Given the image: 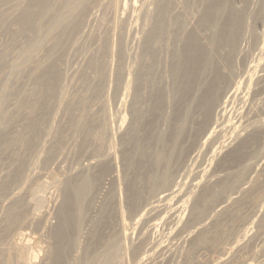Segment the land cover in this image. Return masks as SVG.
Segmentation results:
<instances>
[{"label": "bare ground", "instance_id": "obj_1", "mask_svg": "<svg viewBox=\"0 0 264 264\" xmlns=\"http://www.w3.org/2000/svg\"><path fill=\"white\" fill-rule=\"evenodd\" d=\"M108 1H110L111 9L116 12L120 7V0ZM177 1L175 0V2ZM241 1L246 3L248 0ZM95 2L101 4L100 0H0V32L25 35V40L17 51L16 59L13 58L14 60L10 62L5 60L2 54L0 55V71L7 65L11 76L7 80L5 79V83H1L6 85H2L0 89V132H8L6 129L13 126L14 119L19 115L22 117L25 115L23 119L25 130L21 135V141L23 149L28 153L35 145L33 134L42 129L43 122L51 113L53 101L58 98L55 83L60 78L61 70L55 61L56 58L52 59L51 52L55 47H57V52L63 48L69 30L76 29L81 24L86 10ZM173 2L172 0L153 2L155 9L152 14L151 26L143 39L140 56L133 62L132 70H123L125 85L132 90V119L130 127L123 136L125 139L122 151L124 183L121 189H123V198L119 196L120 199H118L114 196L113 201L112 195V198H109L100 209L98 217L90 220L92 223L90 226L88 225V231H85L86 219L89 216L90 195L101 180L100 178L109 170L107 166H113L114 159H107L108 165L99 167L97 174L92 172L93 174L83 173L75 177L71 175V179L69 178L65 182L64 193L61 196L62 201L55 211L56 222L53 226H49V233H47L49 236L46 235L50 240L47 239L46 246L41 248L44 256L42 255L43 262L40 263L66 264L71 251L80 247L84 251L82 254H80L81 251L79 252L82 255L81 264H114V261L121 255L119 253L122 246L129 243L127 239H132L129 237L131 233L127 232L128 223L147 221L148 224L151 222L150 226H155L158 225V223L156 224L158 219L162 221V217L166 216L171 221L177 220V223L173 221V224H177L174 226L178 227L179 221L181 222L182 209L189 200H191L190 208L186 219L182 221L181 227L179 226L180 228L176 232L178 236L182 235V232H189L188 230L191 228H199L206 222L205 219L216 213L217 218H215L214 224L212 223L213 226L208 225L211 229L205 224L206 229L202 226V229L200 227V230H196L197 235H194L192 245L222 246L225 239H228L227 236L236 227L235 223L237 221L240 223V220L243 219L245 203L258 201L260 190L264 186L261 185L263 182L254 181L248 189L245 191L242 189L240 197L237 195L235 197L233 195L240 185L237 183L240 174L228 171L231 166L249 165L251 158L260 155L264 157V106H262L264 105V58L255 62L250 61L254 63L251 65L249 61L245 60L250 65H248L249 68L246 67L247 70L243 66L245 76L243 77L244 73L235 75L238 70L237 66L241 65V62L245 64L243 58L238 61L241 56L238 60L237 58L240 39L244 37L243 34L247 29L244 20L246 12L243 8H236L232 0H182L181 3L183 2V7L186 9L183 14H188L186 18L192 14L196 16L197 13L199 14L197 17L194 15L197 21H195L196 25H193L195 27L192 28L188 26L192 16L188 18L189 21H184L183 18V21L186 22L184 26L181 19L182 13H179L181 16L174 13L176 7ZM140 3L143 5V2L140 1ZM199 3L202 4V8L198 10L197 4ZM140 9L143 11L145 8L142 10L140 7ZM148 11L144 10L143 15H146ZM175 11L178 12L177 9ZM193 21L191 23H195ZM201 31L207 35H205V39L203 38L204 40L201 39ZM111 36L108 35L109 38ZM119 36L118 38H120ZM109 38L103 42V53H108L112 47H110ZM253 39L256 45L259 40L258 36H252L251 40L253 41ZM49 40H51V44L45 49V44ZM166 47L170 48V54H168L170 58L165 53L167 55L165 58H169V61L163 63L168 59H161L158 52ZM251 47L253 48V46ZM256 47L255 49H259L258 46ZM41 52H44L42 59L37 56ZM162 52L164 54V51ZM161 56L163 55L161 54ZM159 58L163 60L160 62L164 65H159ZM31 60L35 61L34 66L27 69L25 64ZM237 61L241 64H238ZM91 65L95 71L102 72L101 62L93 61ZM161 68L164 71L162 74L159 72ZM21 71L27 74L38 72L35 81L36 93L34 98L31 97L34 100L32 102L30 94L28 95L24 92L25 90H22L23 87L20 88L16 84L15 77ZM239 72L242 73V70ZM241 89H244V93ZM101 91V85L98 82L91 88L92 98L85 94L80 98L73 96L74 99L67 102L69 106L68 119L69 121L76 120L81 124L80 128L85 140L92 137L94 123H100L101 119L105 120V116L91 109V105L97 100L96 98H99ZM17 94L19 99L15 107L10 104L12 102L8 105L11 96ZM257 97L258 101L255 103ZM13 98L11 101L15 100ZM235 99L243 102L245 100V103L247 102L249 105H247L248 108L246 110L244 107V110H241L242 106L240 109L236 106L237 109L234 108V103L237 102ZM247 99L250 103L246 101ZM145 101L149 103V108L143 110ZM257 102H262L263 104L259 103L262 107L257 105ZM75 103L79 104L78 113L73 110ZM232 103V107L236 110L234 115V112L232 111V113L228 108ZM96 104L95 106L99 103ZM7 105H11L12 108L10 106V109ZM254 105L260 108L257 109L253 107ZM100 109L101 107L98 110ZM206 155L212 158L219 157L216 168L210 174L216 179L211 181L212 178H209L205 180V183L200 184V179L205 178L203 177L205 169L202 167L201 160H204ZM26 160L20 156L11 159L13 161L11 166H13L7 167L8 173L6 172L2 183L3 187L0 186V188H6L7 177L17 179ZM223 172L225 174L221 176L220 174ZM177 176H181V179H187V181L178 183V180L181 179L177 180ZM40 186L37 185L35 190H32L34 192H31L35 197L33 202L36 200L35 207L37 204L43 203L41 199L44 194L41 198L39 194V196L37 195ZM119 187L118 189L121 190ZM195 187H200L197 193H193ZM235 188L237 189L235 190ZM16 202L10 206L4 223L1 224L3 226L0 228V237L5 236L9 230L19 226L25 220L26 216L22 205L18 203V200ZM25 202L27 201L25 200ZM164 222L166 223V221ZM167 223L169 225L171 222L169 223L167 220ZM263 224L264 216L259 225ZM139 228L141 229V226ZM133 229L135 230V228ZM128 231L130 232V229ZM84 232L87 233L85 244L79 242L80 238L84 240L81 237L82 234H85ZM228 237L230 238V236ZM18 241L19 239L16 240V242ZM16 242H11V246L4 251L0 250V264H33L32 258L36 259L38 253H42L41 250L36 252L34 245L23 246ZM153 242L155 244V241ZM79 243L84 244V248ZM143 244L145 245V242ZM139 245L141 244L139 243ZM139 245H133L135 248H132L141 249L143 256L139 255L138 251L134 250V252L138 253L137 257L142 256L139 258L140 262L149 264L153 253L158 251H154L156 248L154 249L155 246L150 243L148 248ZM36 248L39 249L38 246ZM123 254L122 250L121 256ZM220 260L221 258L218 262ZM139 261L138 264H140ZM242 264H244L243 261Z\"/></svg>", "mask_w": 264, "mask_h": 264}, {"label": "rangeland", "instance_id": "obj_2", "mask_svg": "<svg viewBox=\"0 0 264 264\" xmlns=\"http://www.w3.org/2000/svg\"><path fill=\"white\" fill-rule=\"evenodd\" d=\"M140 1L143 2V5L142 3L139 4ZM140 1L120 0V7L116 12H114L113 9H111L109 3L110 1L108 0H100L101 4L99 2H95V4L88 7V9L86 10L85 12L86 14L83 17L81 24H79V26L76 29L69 30L68 34L66 35L67 37L63 45V48L59 52H57V47H55L52 50L51 52L52 59L54 60V58H56L55 61L57 62L61 70V72L59 73L60 78L58 79L57 83H55L56 84L55 90L57 92L56 94L58 98H56V100L53 101L54 103H52L51 113L47 116V118L43 122L42 129L33 134V137H35V145L29 153L23 149L22 141H21L22 139L21 135L24 133L25 130L23 127L24 125L23 119L25 118V115L24 117H22L21 115L16 117V119H14L15 125L13 124V126L9 127L10 129L9 128L6 129L8 130V132L7 131L0 132L1 134L0 140H2L0 141L1 143L0 144V176L1 178L3 177L2 180H0V182L2 181L0 184L1 187H3L2 183L5 179L6 174L8 173L7 167L11 168L13 166V165L11 166V162H13L11 161V159L17 156H20V158L22 157L27 159L23 168H21L17 179L7 177L5 180L6 188H0V222H1L0 228L3 226L1 224L4 223L5 220L4 218L6 217L10 206L13 205V202L15 204L17 203L16 200H18V203L22 205L23 212L25 213L26 216L23 223H21L19 226L14 227L12 230H9V232H7L8 234L6 233L5 236L3 235L0 237L1 238L0 250L4 251L5 249L11 246L13 241L16 242V240L19 239V241L16 243L23 246H28L29 244H30L29 246L34 245V250H36V252L39 250H41L40 252H42L41 248H43V246H46V243L50 240L49 237L47 238L46 236L48 235L47 233H49V226L50 227L53 226V224H55L56 222L55 211H57L59 204L62 201L61 196H63L64 193L63 190H64L65 182H67L69 178L71 179L72 176L73 177L79 176L83 173L97 174V170L99 169V167H103V165L105 166L108 165L109 161H107V159L108 160L110 158L114 159L113 166L112 167L109 165L107 166L110 172L109 170L105 172L102 178H100L101 180L99 181L98 185L90 195L88 215L91 216L90 217L88 216L90 219L87 217L86 219L87 222L85 225L86 227L84 230L88 231L89 226L92 223V221L90 220H94L96 219V217H98L97 215H99L100 209L103 207V205L109 198H112V195H113V201H114V196L115 198L118 197V199H120V197L123 198V189H121L123 188V183H124L123 180L124 166H123L122 151H123V145H125V141L123 143V140L125 139H123L124 138L123 136L130 127V123L132 119V114H131L132 90L130 87H126L125 85V81L123 78V70L125 71L132 70L133 62L135 61V59H137L140 56V52L143 45V39L145 35L148 33L151 26L152 14L155 9V4L153 2L156 0H149V3L148 0L147 2L146 0L145 1L140 0ZM172 1H174L173 3L175 4V7L178 11L176 13L175 11L176 9H174L175 15L182 13L181 14L182 18L180 17L182 21L183 18L184 21H186L188 20L189 17L192 16L194 21L192 20V18L189 19L190 20V21L188 20L189 25L188 22L187 25L192 28L195 27L193 25L194 24L196 25L195 22L197 21V18H195L196 15L190 14L191 16L186 18L188 14L185 13L186 16L183 14L186 11V9L183 7L184 6L183 2L181 3L182 0H178L177 2H175V0ZM146 3L147 5L144 6V4ZM232 3L236 8H243L246 12V16L244 17V20L247 29L246 32L243 34L244 37L242 36L243 38L240 39L241 42H239L240 49L237 60L241 56L238 61L242 60L243 58L244 62L245 60L247 62L249 61V64L251 65L254 64L251 63L252 61L255 62L261 58H264V0H248L246 3H243L241 0H232ZM197 5L196 8L198 7V10L202 8L201 3ZM132 7L137 10L135 11ZM140 7L142 8V10L143 8H145L144 9L145 11L146 9L149 10L148 13L146 15H143L144 10L141 11ZM198 15L199 14L197 13V16ZM184 21L183 24L185 26L186 22ZM192 21L195 23H191ZM122 24L123 27H121ZM187 25L186 27H188ZM246 34L250 37H248ZM108 35L109 37L112 35L111 38H109ZM118 35H120L119 36L120 38H118ZM205 35L206 33L204 34V32L201 31L202 40L205 39L204 38ZM245 36L247 37V39H245L246 38ZM252 36L253 37L258 36L259 39L257 43L258 45L257 44L255 45V40H254L255 38L253 39V41L251 40ZM106 37L109 38L111 44L112 43L113 44L112 45L110 44V47L112 46L111 47L112 49L111 48L109 49L111 52L108 51V53L107 52L103 53L102 47H103V42L105 41V39H107ZM243 39L245 40L243 41ZM24 40H25L24 34L16 33L14 35H11L10 33H7L5 31L0 32V55L2 54L4 59L7 61L10 62L13 61L14 60L13 58L15 59L17 58L16 56L17 51L19 50L20 44ZM112 40L115 41L113 42ZM50 44H51V40L47 41L45 44V49L48 48ZM251 44H254L255 47L254 45ZM251 46H253V48ZM256 46H258L259 49H255L257 48ZM166 48H164V50L161 49L160 51L161 53L158 52V54H160L159 55L160 58L162 57L161 59H164L168 54H170V48L168 47ZM243 49H245L244 51H246V53H244ZM162 51H164V54L166 53L167 55L166 54L164 55ZM240 51H242L243 53H241ZM44 52L39 53L37 56L40 59H42L44 56ZM161 54L163 56H161ZM167 57L170 58L169 55ZM160 58L158 62L159 65H164L162 64V62H160L161 60ZM169 58H165L168 59L166 61L163 60L161 61L165 63L169 61ZM93 61H99L102 63L103 70L101 73L95 71V69L92 67L91 64ZM238 61H237L238 64L241 63L244 64L243 62L239 63ZM247 62H245L244 65L241 64L237 66L238 70L236 71L235 75L236 74L243 75V73L245 72L244 69H246V67L249 65L247 64ZM34 63H35L34 60L28 61L25 64V67L27 69H30L31 67L34 66ZM243 66H245L244 69ZM238 67L242 70V73L239 72L241 70ZM159 72L161 74L164 73V71H162V68L161 71ZM37 73L38 72L35 71L31 74H27L26 72L21 71L15 77L17 80L16 84L20 88L23 87L22 90L23 91L25 90L24 92H26L28 95L30 94V98L35 97V93H36L35 81L37 79ZM244 76L245 73L243 77ZM10 77L11 76L9 74L8 67L7 65H5V68L0 71V89L2 85H4L1 83L3 82L5 83V79L7 80ZM98 82L101 85L102 91L100 93L99 98H96L97 100L94 101V103L95 104L99 103V104L98 105L96 104L97 106H95V104L93 103L92 104L93 106L91 105V109L92 111H96V113L99 112L98 114L105 116L104 117L105 120L101 119L100 123H94L95 127L93 128L92 137L85 140L83 131L80 128L81 124L76 120L69 121L68 119L69 106L67 104L72 99H74L73 96H75V98L76 97L80 98V96H84L86 94L87 96H90L92 98L91 88ZM242 91L244 93V89ZM12 97H14L13 99H15L16 101L13 99H12L13 101H11ZM18 97H19L18 94L16 96L15 95L11 96L7 104L9 105V103L12 102L10 104L15 107V104L19 99ZM32 98H31V102L33 100ZM249 99H247L246 101H248ZM235 100L237 102L235 103L233 102L235 104L233 106L234 108L237 107L240 109L241 108L240 106H242L241 110L244 109L246 110V108H248L249 105L247 102L245 103V100L244 102L237 99ZM146 101L143 103V110L149 108V103H146ZM256 101H258V97L255 98L254 102L256 103ZM248 102L250 103V101ZM233 103L229 105L228 108L229 111L234 112V113L232 112L234 115L236 114L235 113L236 110L232 107ZM259 103L260 102H257V105L260 106L262 102L260 104ZM78 105H79L78 103H75L74 104L75 108L73 109L77 113L78 110L80 109ZM99 105L102 110L101 109L98 110L100 108V107L98 108ZM257 105H254L253 107L258 109L264 106L262 105L259 107ZM10 106L8 107L10 108ZM102 111L105 113H103ZM232 113H230V115H232ZM110 154L111 157H109ZM209 155L208 156L206 155L205 156L206 158L204 157L203 158L204 160H201V162H203L202 163L203 166L202 165L201 166L204 167L205 169L204 171L205 176H203L205 178L200 179L199 182L200 184L205 183V180L209 178H212L211 181H215L216 179V177H211L210 174L216 168L217 162L219 161V157L216 156L212 158ZM99 162H103V163H99ZM250 162L248 163L249 165L246 166L242 164H240L237 167L231 166V168H229L228 170L229 172H233V173L237 172L240 174L239 178L237 179V183H240V185L241 184L242 185L240 186L238 184L239 185L238 189L235 188V190L237 189L236 190L237 192L235 191V194L233 195L235 197L237 196L240 197L242 195L241 193L243 192L242 189H244L245 191L246 189H248V187L251 186V184L254 183V181L257 182V180L258 181L260 180L261 182H263L261 183V185L262 186L264 185L263 155L262 156L260 155L255 158H251ZM224 174L225 173L223 172L220 175L223 176ZM177 177H176L177 180L181 179V176H177ZM181 181H187V179L178 180V183ZM200 184L199 186H201ZM37 185H41L40 189H38L39 191L37 195L39 194L40 198L41 196H43V194L44 196L41 199L43 203H40L39 205L37 204L38 208L36 209L37 207V206L35 207L36 200L33 202V199H35V197L34 195H32L31 192H34L32 190ZM118 187L121 190H119ZM199 188L197 187L193 188L195 189L193 190V193H197ZM25 200L27 202H25ZM190 203L191 200H189V202H187L184 208L182 209L181 219H180L181 222L179 221L178 227L174 226L177 225V224H173L174 220L171 221V219H167L166 216H164L165 218L162 217V221L158 219L160 221L157 220L158 222L156 221V224L158 223V225L155 226H150L151 222L150 224H148L149 222L147 223V221H145L146 223L142 221L136 223L134 221V224L135 223L137 224V225L135 224L136 226L132 222L128 223L127 232L129 234L131 233L129 237H132V239L128 238L127 241L129 240L128 241L129 243L127 244L125 242L127 247L126 245L122 246L123 248L121 247L122 249H120L121 252L119 251L120 252L119 254L122 255V250L124 254L123 256L120 255L121 257L118 255L119 258L115 260L116 262L114 261V264H119V263L138 264L139 258L142 257L143 255L141 254L140 251L141 249L135 250L134 249L135 247L133 245L137 246L139 245V243L142 245L144 242L145 245L143 244L142 246L141 245L139 246L140 247L144 246L143 248H148L150 247L149 246L150 243V245L155 246L154 249L155 248L156 249L154 251H158L157 253L155 252L153 253L152 260L149 262V264L151 262L153 263L154 260L155 263L153 264H185V263L186 264L187 263L188 264H242V261L244 262V264L245 263L264 264V229H263L264 224L259 225V223H261L262 217L264 216V186L260 190L259 199L257 202H255L256 205H254L255 203L251 201L246 202L249 204L245 203L243 210V219L240 220V223L239 221L235 223L236 227L234 226L235 228H233L232 230V233L234 234L231 233L230 235H228L230 236V238L227 236L229 240L225 239V243L223 242L222 246L220 245L218 247L207 244L206 245L207 249H206L204 245H199V244L192 245L193 239L195 238L194 235H197L196 230L197 229L200 230V227L202 229V226L204 227L205 224L207 226L208 225L213 226L214 222L216 221L215 218H217L216 213L211 214L207 219H205L206 222L204 221L205 223L201 225L199 228L197 229L191 228V230L190 229L188 230L189 232L185 231L182 232L183 234L179 233L182 234L179 236L176 233L178 229L181 227L183 223L182 221H184L187 217L188 210L190 208ZM163 220L166 221V223ZM167 220L169 223L171 222L172 224L170 223L168 225ZM174 223H177V220L174 221ZM140 226L141 229L139 228ZM207 226H205L204 229H206ZM147 227L149 230L147 229ZM153 227H155L156 229ZM211 227H209V229H211ZM132 228H135V230L133 229L134 230L133 231ZM129 229L130 232L128 231ZM234 230L235 232H233ZM257 230H259L260 232ZM84 233L85 234L81 235V237L84 240L80 238L79 239V242L81 241L80 243H84L86 239L85 236L87 233L86 232ZM137 234L139 235V238ZM147 234H149L150 236L148 235L147 237ZM141 235L142 236L145 235V236L142 237ZM18 236L21 237V240L20 237L18 238ZM140 238H142L141 239L142 241L140 240ZM153 241H155V244ZM132 242H134L133 245ZM84 244H80L81 247L84 248L83 246ZM156 244L157 246L159 244L158 246L159 250L157 249ZM35 245L38 246L39 249H37ZM74 250H72L73 251V252L71 251L72 254L70 253V255L68 256V260L69 258L71 259L69 261L67 260L66 264H75L76 261H77L76 264H81L80 262L82 260L81 259L82 255L80 254H82V252L84 251L80 247L76 248L77 252L76 250L75 251ZM134 250L135 252L138 251L139 255L141 254L142 256L137 257L139 255L138 253H135ZM80 251L81 253L79 254ZM38 254L39 257L36 256V259L32 258L33 264H42L40 262H43L42 255L44 256V254L43 252ZM220 258L221 260L224 261L220 260V262H218ZM240 259L241 261H239ZM140 264H143V261H141Z\"/></svg>", "mask_w": 264, "mask_h": 264}]
</instances>
